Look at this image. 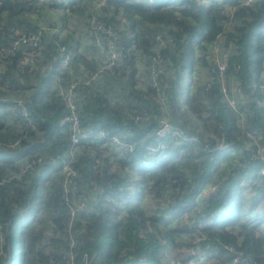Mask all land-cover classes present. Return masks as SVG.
Wrapping results in <instances>:
<instances>
[{
  "label": "trees",
  "instance_id": "1",
  "mask_svg": "<svg viewBox=\"0 0 264 264\" xmlns=\"http://www.w3.org/2000/svg\"><path fill=\"white\" fill-rule=\"evenodd\" d=\"M263 155L264 0H0V264H264Z\"/></svg>",
  "mask_w": 264,
  "mask_h": 264
},
{
  "label": "built area",
  "instance_id": "2",
  "mask_svg": "<svg viewBox=\"0 0 264 264\" xmlns=\"http://www.w3.org/2000/svg\"><path fill=\"white\" fill-rule=\"evenodd\" d=\"M32 38L33 37L31 36L29 39H32ZM24 41H26V40L24 39ZM215 49H217V46H215ZM111 52H112L111 53V58H116L117 55H118V53H116L114 50H111ZM225 58H226V53H224V55L222 56V60H224V61L221 60L222 62H219V68L221 69V71L225 68V65H226L225 64ZM109 65L110 64L108 63L106 65V67H108ZM70 107L73 108V105H71V103H70ZM71 121H72V123H71V129L73 131V134H72V140H73V142H78L80 140V138H82V137L85 138V137H88L89 136V134L86 133V132H82V133L79 132V130H78V120H77V117L76 116H72Z\"/></svg>",
  "mask_w": 264,
  "mask_h": 264
},
{
  "label": "rangeland",
  "instance_id": "3",
  "mask_svg": "<svg viewBox=\"0 0 264 264\" xmlns=\"http://www.w3.org/2000/svg\"><path fill=\"white\" fill-rule=\"evenodd\" d=\"M220 39H221V38H219V40H218L217 43H216V45H217V49H216V51H215V54H216L217 56H219L218 62H222L220 56H221V55H224V53H225L224 48H221V46H220V43H219ZM216 45H215V46H216ZM111 53H112V52H111ZM111 53H110V57H111ZM231 104H232V102H231ZM263 159H264V155H263Z\"/></svg>",
  "mask_w": 264,
  "mask_h": 264
}]
</instances>
